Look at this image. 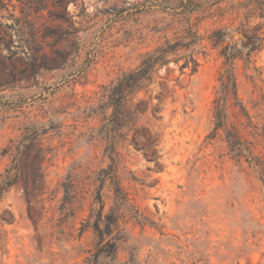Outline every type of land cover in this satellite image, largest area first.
<instances>
[{
    "label": "rangeland",
    "instance_id": "obj_1",
    "mask_svg": "<svg viewBox=\"0 0 264 264\" xmlns=\"http://www.w3.org/2000/svg\"><path fill=\"white\" fill-rule=\"evenodd\" d=\"M172 43L184 47L115 115L109 86ZM233 45L236 95L216 128ZM110 164L133 208L96 263ZM10 166L0 264H264V0H0V173Z\"/></svg>",
    "mask_w": 264,
    "mask_h": 264
},
{
    "label": "trees",
    "instance_id": "obj_2",
    "mask_svg": "<svg viewBox=\"0 0 264 264\" xmlns=\"http://www.w3.org/2000/svg\"><path fill=\"white\" fill-rule=\"evenodd\" d=\"M247 40H249L248 37L244 36ZM189 42L191 43V46L196 45V39L195 35L192 33V37ZM250 45V44H245ZM184 46L182 44L178 43H172L167 44L164 47H161L154 52L146 55L144 59L142 60L141 64L136 68L135 70L128 72L127 74L123 75L121 78H119L114 84L109 86L108 89V98L111 100L110 107L113 108L115 115L118 113L119 109L125 102L127 96L134 90H138L142 86L144 82L150 81L151 79V73L153 69L158 65H164L165 64V58L170 53H176L180 48H183ZM238 47L236 46H229L230 52H232L227 57L226 64L228 65V68L226 71H224L219 79V90L218 95L215 99V113H216V128H224L222 118L224 117L223 114V107L225 104V101L227 99V96L232 93L233 95H236V88H235V82L232 74V64L235 57V52ZM193 62V68H191V73H195L198 64L196 61ZM187 64L181 66V68H185ZM227 139L232 143V151L236 153L237 156H245L244 154H248V157L252 156V151L245 143H243L239 138H237L234 134H232L230 131H226ZM26 147V145L24 146ZM111 162H113V158L110 157ZM112 171V172H108ZM113 168V165L110 164L107 168L101 169L100 173L105 174L101 182H103L105 179H109L110 183L113 188L114 192V218L111 219L110 215L105 217L108 221L106 223L103 222L102 219V209H103V203L98 197V204L100 205L99 211L97 213L96 218L94 219L93 223L91 224V227L94 231V234L97 237V243L96 248L97 252L94 254V261L97 263L100 256L103 257H112L116 252V244L115 240L112 238V231L114 230L113 227L117 225L118 221V214L119 212L126 210V209H132V205H130L129 201L126 198V194L124 193L122 187L119 185ZM20 179V175L18 174L15 169L10 166L9 168L5 169L2 173H0V203L3 201L5 195L8 193V191L17 184L18 180ZM5 221L4 219H2ZM109 220H113L112 222H109ZM101 222H103L104 227H101Z\"/></svg>",
    "mask_w": 264,
    "mask_h": 264
}]
</instances>
